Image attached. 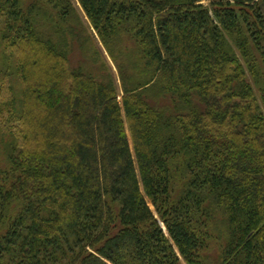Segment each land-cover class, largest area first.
I'll use <instances>...</instances> for the list:
<instances>
[{
    "label": "trees",
    "instance_id": "trees-1",
    "mask_svg": "<svg viewBox=\"0 0 264 264\" xmlns=\"http://www.w3.org/2000/svg\"><path fill=\"white\" fill-rule=\"evenodd\" d=\"M78 1L118 78L71 0H0V264H264V0Z\"/></svg>",
    "mask_w": 264,
    "mask_h": 264
},
{
    "label": "rangeland",
    "instance_id": "rangeland-1",
    "mask_svg": "<svg viewBox=\"0 0 264 264\" xmlns=\"http://www.w3.org/2000/svg\"><path fill=\"white\" fill-rule=\"evenodd\" d=\"M73 5L78 11V14L81 16L82 20L85 23V26L88 29V33L91 36L93 42L99 47L100 51L102 52V56L106 61V64L112 72L114 73L115 77L118 78V71L117 68L108 55L105 47L102 44V41L92 26V23L86 16L84 10L82 9L80 3L78 0H71ZM205 6H209V1L203 2ZM5 27L4 18L0 19V110H4L5 114L7 110L9 109L8 105L10 104L11 100H15L18 105L21 104V94L23 91V83L21 76L19 74V64L18 59L14 53H12V50L7 49L5 46V43L2 40L1 32L3 31ZM69 40L71 43L70 46V62L73 66H78L80 63V60L83 58V53L81 50V45H85L87 47L89 44L87 43V40L83 38L78 37H72L69 36ZM88 50V49H87ZM34 51V50H33ZM34 52H38V50L35 48ZM100 64V62H97ZM119 82V79H118ZM121 99V97H120ZM14 120V119H13ZM16 119L12 122L15 123ZM130 144L132 146L131 139L129 137ZM134 153V152H133ZM143 190V189H142ZM168 236V233H166ZM217 244L214 243L210 252L215 256L218 254L219 250L217 248ZM177 253L179 254L178 249H176ZM181 263L180 264H188L181 256H180Z\"/></svg>",
    "mask_w": 264,
    "mask_h": 264
},
{
    "label": "bare ground",
    "instance_id": "bare-ground-1",
    "mask_svg": "<svg viewBox=\"0 0 264 264\" xmlns=\"http://www.w3.org/2000/svg\"><path fill=\"white\" fill-rule=\"evenodd\" d=\"M163 228H164V230H165V232L167 233V230H166V228L163 226Z\"/></svg>",
    "mask_w": 264,
    "mask_h": 264
}]
</instances>
